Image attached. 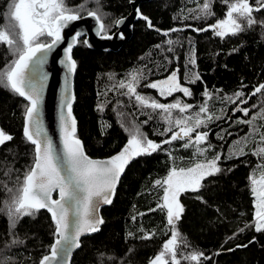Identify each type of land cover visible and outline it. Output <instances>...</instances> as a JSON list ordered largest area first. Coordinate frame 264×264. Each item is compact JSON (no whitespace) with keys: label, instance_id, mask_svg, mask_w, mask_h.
<instances>
[{"label":"trees","instance_id":"obj_1","mask_svg":"<svg viewBox=\"0 0 264 264\" xmlns=\"http://www.w3.org/2000/svg\"><path fill=\"white\" fill-rule=\"evenodd\" d=\"M131 1L66 0V4L80 15L98 11L107 26L106 33H111L115 20L130 12ZM197 3L202 5L203 0L142 2L140 11L150 18L154 28H148L140 19L134 24L131 38L116 52L90 49L83 39L73 50L77 67L72 111L77 121V137L86 153L99 158L117 154L129 138L125 129L134 126L161 147L151 154L132 158L125 166L113 201L102 209L100 230L81 240L71 264H149L170 238L166 210L157 208L162 203L163 187L156 186L155 181L163 180L172 167H191L216 155L220 156L217 161L220 171L206 176L197 191H185L178 197L184 212L176 228L187 244V247L181 245L179 252L182 255L193 251L203 253L199 264H264V231L256 232L254 228V196L249 181L257 165L264 164V160L252 154L259 142V135L253 129L264 131L261 128L264 120L257 119L252 125L237 123L251 119L264 104V93L250 95L264 82V27L245 26L244 31L224 39L212 30L194 31L207 28L226 12L224 0H210L213 15L194 19L189 10L197 8ZM250 3L256 6L255 0ZM7 4L8 0H0V25L6 23L2 14ZM81 4L85 5L83 9L78 7ZM253 15L257 20H264V10ZM173 28L181 30L170 32ZM164 32L169 34L165 36ZM41 40L48 42L50 38ZM168 40L174 43L169 45ZM170 47L172 51H168ZM193 54L194 65L189 63ZM11 59L13 56L7 47L0 45V69ZM174 69L190 90V98L181 92L163 98L144 86L166 78ZM133 71L142 72L144 77L137 87L139 94L164 104L180 100L192 105L183 116L198 112L207 99L208 114L221 118H213L196 130L208 133L206 141L199 145L206 149L202 156L196 153L195 145L183 147L186 139L163 144L171 133H164L170 125L159 110L138 106L134 97L122 94L126 89L114 87ZM195 75L200 79L189 83ZM205 90L210 98L203 95ZM237 91L243 92V99L248 101L242 108L250 109L249 116L235 111L238 100L236 103L223 100L224 97L236 99ZM26 105L20 96L0 86V130L13 137L0 145V209L10 199L4 185L15 190L19 185L17 177L22 181L33 163L34 147L23 136ZM180 115L178 110H173V119ZM171 127L177 130L174 125ZM239 147L244 148V154L235 151ZM52 232V220L45 211L23 217L15 229L10 228L6 211H0V259L8 258V264H38L54 240ZM146 233L154 235L145 239ZM13 236L20 243L11 244ZM178 259L181 264H197L182 256Z\"/></svg>","mask_w":264,"mask_h":264},{"label":"snow or ice","instance_id":"obj_2","mask_svg":"<svg viewBox=\"0 0 264 264\" xmlns=\"http://www.w3.org/2000/svg\"><path fill=\"white\" fill-rule=\"evenodd\" d=\"M224 3L226 12L223 18L217 19L207 28L193 30H212L216 36L223 38L244 31L245 26L250 28L259 24L264 27V20H257L253 15L254 12L264 10V0H255V7L250 0H224ZM78 7L83 9L85 5L81 4ZM189 13L194 19L212 16L210 0H203L202 5L197 3V8L190 9ZM2 15L6 23L0 25V45L7 47L13 59L0 69V86L6 87L27 101L23 115V136L34 146V158L31 167L24 173L22 181L17 177L19 185L15 190L4 185L10 194V199L4 203V208L0 211H6L10 228L15 229L16 224L23 217L35 216L39 210L46 209L51 215L54 240L49 245L48 254L43 255L38 264H70L73 250L80 247V237L97 232L99 225L103 223L102 218L96 215L99 204L112 202L111 197L125 166L134 157L156 152L161 144L148 139L138 126H134L131 129H125L129 133V138L117 154L105 160L89 158L84 151L82 141L76 135L77 121L72 114L74 97L65 93H62L60 99L59 146L54 143L45 130L42 118L43 91L48 79L43 66L47 62V53L62 41V29L68 22L80 19V14L70 8L66 0H8ZM87 15L96 20L98 35L101 32H107V26L98 11H88ZM137 16L146 22L148 28H154L150 18L140 13L139 9H137ZM121 23H123L122 19L115 20L116 26ZM156 30L159 31V29ZM180 30L173 28L169 31ZM168 34L169 32L163 33L165 36ZM79 35L80 33L77 32L64 49V59L61 63L69 73L75 72L77 67L71 53ZM42 37L50 38V42H42ZM167 43L172 45L174 42L168 40ZM156 47L159 48L160 45ZM168 51H172L171 47ZM189 63L195 64L194 54L189 58ZM142 78H144L142 72L133 71L128 74L126 80H121L114 87L126 89L122 94L134 97L138 106L150 108L153 111L159 110L162 118L170 125L164 129V133H171L169 139L162 141L163 144L187 138L183 147L195 145L196 153L202 156L206 149L200 148L199 145L206 141L208 133L196 130L202 125L206 126L207 122L213 118L221 117L208 114L207 99L199 107L198 112L183 116L182 114L191 109L192 105L182 103L180 100L164 104L139 94L137 87ZM198 79H200L199 75H195V79H189L188 82L194 83ZM144 86L157 90L160 96H172L176 92H182L185 96L191 95L190 90L180 83L175 70L166 78L149 82ZM257 93H264V83L256 86L250 95L255 96ZM203 95L210 98L207 90ZM234 96L236 99L224 97L223 100L232 103L238 100L239 104L248 103L246 99H243V92L237 91ZM239 104L235 111L249 116L250 109L241 108ZM255 107L256 105H252V108ZM173 110H178L181 115L173 119ZM257 119L264 120V104L251 119L238 120L237 123L252 125ZM173 125L179 128L178 132L172 130ZM261 128H264V125H261ZM253 131L258 133L259 142L252 154L264 160V131L256 128ZM12 139L10 134L0 130V145ZM236 144L239 145L240 141ZM235 151L238 154H244L243 147ZM219 160L220 156L216 155L206 162L195 163L191 167H172L163 180L155 181L156 186L163 187V195L160 198L162 203H158L157 208L166 210L170 238L163 243L162 250L150 261V264H181L178 256L199 264L203 253L193 251L182 255L179 252V247L181 245L187 247V244L176 228L184 212L178 197L185 191H197L206 176L218 173L220 168L217 166V161ZM257 173H259L258 177ZM249 181L251 193L256 201L254 228L256 232H261L264 231V164L257 165L253 174L249 176ZM53 193H56L58 198H53ZM149 211H155V209H149ZM152 235L154 233H146L143 238L149 239ZM17 243L20 241L13 236L11 244ZM238 247L241 246L238 245ZM0 264H8V258L0 259Z\"/></svg>","mask_w":264,"mask_h":264},{"label":"water","instance_id":"obj_3","mask_svg":"<svg viewBox=\"0 0 264 264\" xmlns=\"http://www.w3.org/2000/svg\"><path fill=\"white\" fill-rule=\"evenodd\" d=\"M145 1H149V0H132L130 2V6H131L130 12L127 15L119 18L123 20V23H121L119 26L115 25L114 30L111 33L104 34L103 32H101L98 35L97 34L98 26L96 20L93 17L88 16L87 14L80 15L81 17L80 19L68 22L67 26L63 28L61 32L62 41L59 44H57L50 52L47 53V62L43 66V71L47 74L48 79L45 83V87L43 91V101L41 104V110H42V118H43L45 130L47 131L48 135L53 139L54 143H56L58 146H59V112H60V99L62 93L74 97L72 101V105L75 101L74 80H75L76 70L75 72L69 73L67 68L64 66V64L61 63V61L64 59V49L67 47L68 42L77 32L80 33V35L77 37V43L74 45L72 49V53H71L72 58H73V50L77 46L78 41L80 39H83L84 43L85 41H87L86 46L90 49H99L105 52L118 51L123 46V44L126 43L131 38L134 24L140 20V18L137 16V9H139L140 11V3ZM215 22L216 21H214V23ZM121 36H123V38H121ZM107 37H111V38L109 39ZM225 37L223 38L219 37V38L224 39ZM66 80H67V85H66ZM66 87H67V92H65ZM24 101L27 102L26 100ZM243 105L245 104H239V107L242 108ZM77 131H78V127H77ZM178 131L179 129L176 130V132ZM110 157L111 156L99 158V157L89 156V158L95 160H105ZM123 174L124 172L121 174L119 181L117 182L116 188ZM114 194L111 197L112 201L114 198ZM53 198H58V195L56 193H53ZM110 204L100 203L96 215L102 218V209L109 206ZM39 211H45L50 216L51 219V215L50 213H48L46 209H41ZM102 224L99 225V230ZM97 232L82 235L80 237V244H81V240L84 237L93 235ZM77 249H74L71 254L70 264H71L72 256ZM46 254H48V252Z\"/></svg>","mask_w":264,"mask_h":264},{"label":"rangeland","instance_id":"obj_4","mask_svg":"<svg viewBox=\"0 0 264 264\" xmlns=\"http://www.w3.org/2000/svg\"><path fill=\"white\" fill-rule=\"evenodd\" d=\"M175 71H177V69H174ZM177 75H178V78H179V80L181 79V76H180V73L177 71ZM180 83L184 86V87H186V84H184V83H182L181 82V80H180ZM182 93V92H181ZM158 94H159V92H158ZM183 94V93H182ZM184 95V94H183ZM161 97H166V96H161ZM187 97V99L188 98H190L191 97V95L190 96H186ZM175 102V101H174ZM166 104V103H165ZM235 109V108H234ZM177 129H179V128H177ZM176 132V131H175ZM192 136H193V138H194V136H195V132L194 133H192ZM255 197H254V205H255ZM255 211H256V209H255ZM149 264H150V262H149Z\"/></svg>","mask_w":264,"mask_h":264},{"label":"flooded vegetation","instance_id":"obj_5","mask_svg":"<svg viewBox=\"0 0 264 264\" xmlns=\"http://www.w3.org/2000/svg\"><path fill=\"white\" fill-rule=\"evenodd\" d=\"M220 19V18H219ZM217 20V19H216ZM213 34H214V32H213ZM215 35V34H214ZM183 86V85H182ZM153 90H155V89H153ZM155 91H157V90H155ZM158 92V91H157ZM177 93V92H176ZM175 93H173V95H174ZM166 97H170V96H166Z\"/></svg>","mask_w":264,"mask_h":264}]
</instances>
